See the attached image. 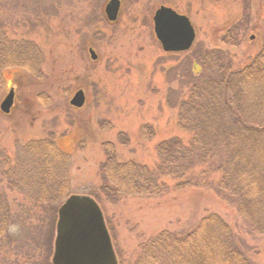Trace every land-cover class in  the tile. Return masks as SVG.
<instances>
[{
  "label": "rangeland",
  "instance_id": "1",
  "mask_svg": "<svg viewBox=\"0 0 264 264\" xmlns=\"http://www.w3.org/2000/svg\"><path fill=\"white\" fill-rule=\"evenodd\" d=\"M107 1L0 4L6 35L35 43L43 57L34 75L12 68L0 82V103L15 86L12 111H0V192L11 212L0 238V264H51L57 210L54 218L52 207L43 212L32 200L8 191L2 173L6 157L14 158L27 141L46 137L70 155L69 195L89 196L101 208L117 264H134L146 239L163 230L185 233L209 213L223 218L251 259L264 264V238L249 231L230 198L198 177V168L183 189L163 178L168 186L163 195L118 200L105 198L100 173L109 145L119 162L152 167L159 142L174 137L187 142L189 135L176 126L177 104L199 76L200 57L215 51L228 55L232 69L245 66L259 46L252 30L261 22L259 0H121L113 22L104 13ZM162 3L193 25L195 39L187 51L166 53L155 38L152 15ZM227 32L233 44L224 41ZM89 46L96 61L89 58ZM78 89L86 97L80 108L69 104Z\"/></svg>",
  "mask_w": 264,
  "mask_h": 264
},
{
  "label": "trees",
  "instance_id": "2",
  "mask_svg": "<svg viewBox=\"0 0 264 264\" xmlns=\"http://www.w3.org/2000/svg\"><path fill=\"white\" fill-rule=\"evenodd\" d=\"M6 0H0V4ZM257 51L242 68L232 69L228 55L202 54L199 76L177 104V129L187 142L174 137L156 146L158 161L147 167L119 162L111 145L101 164V191L106 199L153 198L168 192L162 181H177L175 189L191 185V172L214 185L234 203L249 231L264 238V0H259ZM234 36V35H233ZM224 41L233 44L227 32ZM43 63L40 48L15 40L0 26V82L5 70L24 68L34 75ZM149 136L151 134L150 129ZM70 155L50 137L29 140L2 168L6 188L32 200L41 211L58 206L69 195ZM216 179H213V177ZM11 212L0 192V238L7 233ZM232 228L209 213L185 233L163 230L139 246L134 264H258L247 254Z\"/></svg>",
  "mask_w": 264,
  "mask_h": 264
},
{
  "label": "water",
  "instance_id": "3",
  "mask_svg": "<svg viewBox=\"0 0 264 264\" xmlns=\"http://www.w3.org/2000/svg\"><path fill=\"white\" fill-rule=\"evenodd\" d=\"M119 7V0L107 2L104 12L108 21L117 19ZM152 21L155 38L164 52L190 49L195 30L187 16L170 7L160 6L155 10ZM89 53L95 59L92 49ZM84 100V93L79 90L69 104L80 108ZM13 101L14 91L10 89L0 103V111L10 113ZM51 264H117L102 210L93 198L69 195L58 207Z\"/></svg>",
  "mask_w": 264,
  "mask_h": 264
},
{
  "label": "flooded vegetation",
  "instance_id": "4",
  "mask_svg": "<svg viewBox=\"0 0 264 264\" xmlns=\"http://www.w3.org/2000/svg\"><path fill=\"white\" fill-rule=\"evenodd\" d=\"M109 1V0H108ZM107 1V2H108ZM107 2H106V4H107ZM105 4V5H106ZM105 5H104V7H105ZM121 6H122V2H121V0H120V7H119V11H120V9H121ZM160 6H166V7H170V8H172L175 12H177L175 9H174V7H172V6H168V5H165V4H159L155 9H154V12H155V10L156 9H158ZM154 12H153V14H154ZM178 13V12H177ZM118 14H119V12H118ZM178 14H180V13H178ZM152 17H153V15H152ZM89 49H92L93 50V52H94V55H95V59H92L91 57H90V53H89ZM87 52H88V54H89V58L92 60V61H96L97 60V53L95 52V50L91 47V46H89V47H87ZM14 88H15V86H14ZM13 88V89H14ZM79 90H82V89H78L77 91H79ZM76 91V92H77ZM83 91V93H84V96H85V92H84V90H82ZM75 92V93H76ZM74 93V94H75ZM14 98H15V92H14ZM85 99H86V97H85ZM85 103V102H84ZM14 106V105H13Z\"/></svg>",
  "mask_w": 264,
  "mask_h": 264
}]
</instances>
